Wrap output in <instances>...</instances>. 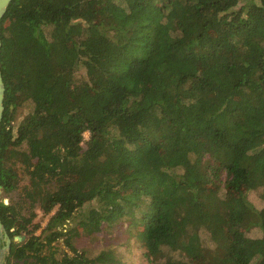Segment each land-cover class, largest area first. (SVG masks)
<instances>
[{
    "label": "trees",
    "instance_id": "trees-1",
    "mask_svg": "<svg viewBox=\"0 0 264 264\" xmlns=\"http://www.w3.org/2000/svg\"><path fill=\"white\" fill-rule=\"evenodd\" d=\"M1 36L0 185L18 198L0 218L23 237L6 264H89L75 219L90 237L125 225L152 264H264L246 192L264 202V0H12Z\"/></svg>",
    "mask_w": 264,
    "mask_h": 264
},
{
    "label": "rangeland",
    "instance_id": "rangeland-1",
    "mask_svg": "<svg viewBox=\"0 0 264 264\" xmlns=\"http://www.w3.org/2000/svg\"><path fill=\"white\" fill-rule=\"evenodd\" d=\"M30 103H24L18 109L16 115V122L19 121L22 116L29 110ZM14 121V122H15ZM85 137H88V133H85ZM4 163L8 166L16 168L18 172V178L20 180L21 187L33 188V184L26 173V168H31L34 161L29 158L27 152L23 149L10 147L5 154ZM72 180V179H69ZM214 189L219 190L221 194L226 193V188L224 185L216 186L212 184ZM20 192V189L17 191ZM247 196L252 200L257 206H262L264 202L260 199L257 191L248 190ZM226 195V194H225ZM1 196H6V199L18 198L17 193H12L10 195H5L1 189ZM38 215L34 218V223H39L40 227L36 230L35 234L39 235L44 227L46 226L48 219L51 214L45 215L42 210L37 208ZM125 225H115L113 227H107L106 231L99 232L95 234V237H90L86 234L85 230L78 224V219L70 220L67 223V229H71V234L76 238L75 244L79 250H88L89 255L92 256V261L89 264H102L99 262L103 258V251L113 248L115 252V260L105 263V264H152L149 258L145 255V249L142 247L137 236L129 234L126 230ZM56 245L73 254V251L67 247L63 239L56 242ZM44 250L43 253H45ZM62 252V250H60ZM7 256V255H6ZM40 255H31L27 258L28 263L36 264L39 262Z\"/></svg>",
    "mask_w": 264,
    "mask_h": 264
},
{
    "label": "water",
    "instance_id": "water-1",
    "mask_svg": "<svg viewBox=\"0 0 264 264\" xmlns=\"http://www.w3.org/2000/svg\"><path fill=\"white\" fill-rule=\"evenodd\" d=\"M11 2L12 0H0V129H1V122L3 120V115L5 110L4 99L6 95V85L4 82L3 72L1 68V54H2L1 23L5 14L7 13L8 7ZM0 195H1V185H0ZM8 202L9 200L5 199V203ZM2 232H4V237L7 242V245L3 249H0V264H6V255L9 253V250L11 248L12 239L9 236L7 229L0 218V236ZM21 238L22 237L20 236L17 237L18 240H21ZM5 250H7V252H5Z\"/></svg>",
    "mask_w": 264,
    "mask_h": 264
},
{
    "label": "flooded vegetation",
    "instance_id": "flooded-vegetation-1",
    "mask_svg": "<svg viewBox=\"0 0 264 264\" xmlns=\"http://www.w3.org/2000/svg\"><path fill=\"white\" fill-rule=\"evenodd\" d=\"M7 232H8V234H9V231L7 230ZM9 236H10V234H9ZM19 235H14L13 237H11V239H12V241L13 240H18L17 239V237H18ZM21 237V236H20ZM23 238V237H22ZM21 238V239H22ZM7 245V242H6V240H5V237H4V232H2V234H1V236H0V249H3L5 246ZM11 245H12V243H11ZM5 252H7V250H5Z\"/></svg>",
    "mask_w": 264,
    "mask_h": 264
}]
</instances>
